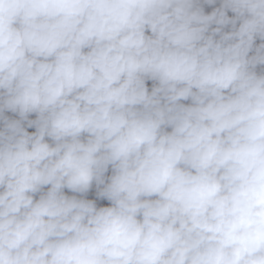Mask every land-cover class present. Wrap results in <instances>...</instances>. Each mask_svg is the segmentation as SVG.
Segmentation results:
<instances>
[{
	"label": "clouds",
	"instance_id": "1",
	"mask_svg": "<svg viewBox=\"0 0 264 264\" xmlns=\"http://www.w3.org/2000/svg\"><path fill=\"white\" fill-rule=\"evenodd\" d=\"M0 264H264V0H0Z\"/></svg>",
	"mask_w": 264,
	"mask_h": 264
}]
</instances>
